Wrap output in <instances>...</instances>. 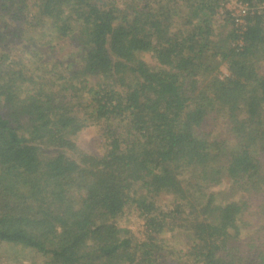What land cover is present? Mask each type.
<instances>
[{
  "label": "trees",
  "instance_id": "1",
  "mask_svg": "<svg viewBox=\"0 0 264 264\" xmlns=\"http://www.w3.org/2000/svg\"><path fill=\"white\" fill-rule=\"evenodd\" d=\"M228 1L0 0V247L264 264V9Z\"/></svg>",
  "mask_w": 264,
  "mask_h": 264
},
{
  "label": "rangeland",
  "instance_id": "2",
  "mask_svg": "<svg viewBox=\"0 0 264 264\" xmlns=\"http://www.w3.org/2000/svg\"><path fill=\"white\" fill-rule=\"evenodd\" d=\"M230 10H236V2L230 1L228 4ZM239 11V10H238ZM224 24V23H223ZM229 23L220 26L228 28ZM225 72V68L222 67ZM78 146L90 153H101L100 131L96 127L85 128L77 137ZM121 223L130 227L135 232L143 229V221L138 217L136 212L122 218ZM43 257L40 254L27 250H22L21 246H15L11 243L2 244L0 247V264H42Z\"/></svg>",
  "mask_w": 264,
  "mask_h": 264
},
{
  "label": "built area",
  "instance_id": "3",
  "mask_svg": "<svg viewBox=\"0 0 264 264\" xmlns=\"http://www.w3.org/2000/svg\"><path fill=\"white\" fill-rule=\"evenodd\" d=\"M230 1L236 2V6L237 7H236L235 11L233 9L230 10V8L228 6ZM227 7L231 11L232 15L235 17V20H236L237 24H239V23H244V19L242 17L244 15H246L249 10H252L253 8L264 9V4L258 5L256 7H252V6H249L248 4L240 3L237 0H229L228 3H227Z\"/></svg>",
  "mask_w": 264,
  "mask_h": 264
}]
</instances>
